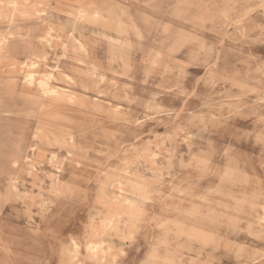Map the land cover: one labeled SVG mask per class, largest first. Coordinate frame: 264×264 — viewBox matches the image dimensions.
<instances>
[{
  "label": "clouds",
  "instance_id": "obj_1",
  "mask_svg": "<svg viewBox=\"0 0 264 264\" xmlns=\"http://www.w3.org/2000/svg\"><path fill=\"white\" fill-rule=\"evenodd\" d=\"M0 264H264V0H0Z\"/></svg>",
  "mask_w": 264,
  "mask_h": 264
}]
</instances>
